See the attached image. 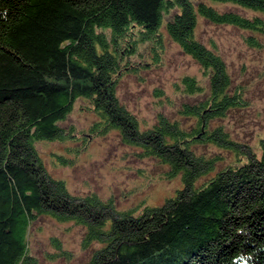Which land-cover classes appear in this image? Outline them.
<instances>
[{
  "label": "trees",
  "instance_id": "trees-1",
  "mask_svg": "<svg viewBox=\"0 0 264 264\" xmlns=\"http://www.w3.org/2000/svg\"><path fill=\"white\" fill-rule=\"evenodd\" d=\"M198 17L246 32L251 47L264 37V0H0V264H33L28 235L40 215L86 226L84 244L100 242L86 264H264V138L253 148L210 126L246 98L214 45L197 38ZM163 25L209 85L182 78L186 94L202 96L179 111L195 117L188 130L159 115L142 131L116 86L133 57L148 48L155 60ZM78 98L98 117L92 134L117 130L142 157L166 163L167 178L180 174L174 197L134 216L73 196L47 174L35 143L62 138L58 123ZM198 140L231 159L196 155L189 143Z\"/></svg>",
  "mask_w": 264,
  "mask_h": 264
},
{
  "label": "rangeland",
  "instance_id": "rangeland-1",
  "mask_svg": "<svg viewBox=\"0 0 264 264\" xmlns=\"http://www.w3.org/2000/svg\"><path fill=\"white\" fill-rule=\"evenodd\" d=\"M215 6L219 11L240 12L230 4ZM196 25L197 38L207 47L214 45L212 48L223 61L233 86L239 85L246 98L244 108L230 110L226 117L212 119L209 124L213 128L221 127L236 143L254 148L264 138V37H259L258 47H251L245 43L247 33L240 29L212 25L201 17L197 18ZM161 31L162 49L155 60L148 58L151 52L147 43L140 45V51L147 48L148 55L144 52L147 57L143 59L133 57V71L126 70L118 78L116 95L142 131L157 124L159 115L188 130L195 123V117L179 111L184 105L199 102L202 96L186 94L182 78L195 79L203 89L208 88L209 79L168 36L164 25ZM89 107L85 99H76L70 113L58 123L62 138L35 143L47 174L63 181L73 196L95 197L106 208L118 213L132 211L134 216L149 207H160L174 197L182 188L180 174L167 178L170 168L166 163L155 157H142L140 147L124 143L117 130L92 134L90 125L98 117ZM189 146L196 155L218 154L227 159L232 156L227 149L205 140L190 142ZM85 233L86 226L75 221L38 216L28 235L31 261L33 264H86L100 242L93 240L84 244Z\"/></svg>",
  "mask_w": 264,
  "mask_h": 264
}]
</instances>
